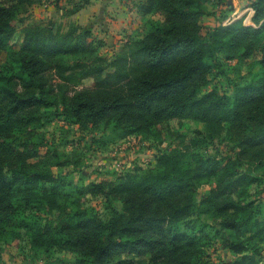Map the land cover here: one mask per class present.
Listing matches in <instances>:
<instances>
[{
  "label": "trees",
  "instance_id": "1",
  "mask_svg": "<svg viewBox=\"0 0 264 264\" xmlns=\"http://www.w3.org/2000/svg\"><path fill=\"white\" fill-rule=\"evenodd\" d=\"M227 1L143 0L141 13L162 19L106 58L104 42L78 24L20 28L42 0H0V244L57 249L75 264H211L212 227L197 214L214 212L231 232L223 264H264V0H249L252 25L202 23L215 15L208 4L231 11ZM53 114L119 138L159 140L169 122H201L205 137L231 143L234 155L204 156L190 139L180 141L193 149L187 167L172 149L154 168L75 183L64 170L72 160L38 128Z\"/></svg>",
  "mask_w": 264,
  "mask_h": 264
},
{
  "label": "rangeland",
  "instance_id": "2",
  "mask_svg": "<svg viewBox=\"0 0 264 264\" xmlns=\"http://www.w3.org/2000/svg\"><path fill=\"white\" fill-rule=\"evenodd\" d=\"M55 0H42L41 4L28 8L23 15L20 28L26 25L44 24L47 21L59 23L63 29L69 24H78L89 28L94 36L104 42L99 49V55L110 58L126 43L141 38V36L157 26L162 19L158 13L144 15L139 9L143 0H63L55 3ZM88 1V4H84ZM232 10L228 7H213L207 5L208 11H214L215 15L209 14L202 19L204 25H213L221 20L226 24L240 17L243 23L252 25L250 21L251 8L248 7L249 0H228ZM83 3V4H79ZM74 5H86L84 10L71 16L68 12ZM229 15V17H227ZM20 28L16 38H20ZM7 54H5V57ZM260 74L258 65H254L252 77ZM87 84V81H84ZM168 133L161 139L139 136L135 134H124L119 138L115 133L89 132L81 130L74 124H68L59 115L53 114V119L43 122L39 128L44 138L55 145L57 151L72 160V164L64 170L75 183L82 179L84 182L114 180L121 173L135 166L154 168L156 156L160 152L172 149H181L183 141L187 144L195 140L198 146L195 151L204 156H216L225 158L234 155L231 143L215 137H205L206 126L201 122H177L168 123ZM100 138L99 143L90 142V137ZM89 139V140H88ZM193 149H181L185 155L182 157L181 165L187 167L190 164V152ZM76 166V167H75ZM257 170L256 173H261ZM264 185V183H263ZM204 187L197 195L201 196ZM254 188V186H253ZM255 190V188H254ZM258 191L255 190L253 194ZM98 204L96 200H90L88 206ZM120 208V204L116 203ZM264 215V210L262 211ZM196 214V213H195ZM198 218L208 226L212 227V239L206 246L211 264H223L231 256L225 249L226 241L231 232L224 228L222 219L214 212L197 214ZM3 227L12 228V222H3ZM24 241L11 242L2 240L0 244V264H75V257L52 249L48 252L40 251L33 254L32 251L23 248ZM264 248V243L261 244ZM134 264H145L143 260L136 259Z\"/></svg>",
  "mask_w": 264,
  "mask_h": 264
},
{
  "label": "crops",
  "instance_id": "3",
  "mask_svg": "<svg viewBox=\"0 0 264 264\" xmlns=\"http://www.w3.org/2000/svg\"><path fill=\"white\" fill-rule=\"evenodd\" d=\"M87 4H88V3H87ZM87 4H86V5H87ZM86 5H84V6H83L82 8H80L78 11L74 12L73 14H71V16L74 15V14H76V13H78V12H80L82 9L84 10V7H85ZM97 38H99V37H97Z\"/></svg>",
  "mask_w": 264,
  "mask_h": 264
},
{
  "label": "built area",
  "instance_id": "4",
  "mask_svg": "<svg viewBox=\"0 0 264 264\" xmlns=\"http://www.w3.org/2000/svg\"><path fill=\"white\" fill-rule=\"evenodd\" d=\"M251 15H252V11H251L250 17H251ZM250 21H251V20H250Z\"/></svg>",
  "mask_w": 264,
  "mask_h": 264
}]
</instances>
